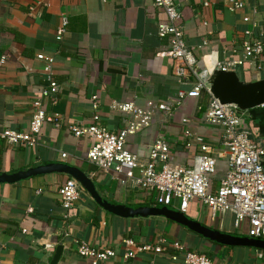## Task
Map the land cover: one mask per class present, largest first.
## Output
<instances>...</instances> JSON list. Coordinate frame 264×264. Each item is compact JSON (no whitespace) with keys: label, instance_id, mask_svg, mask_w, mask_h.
Wrapping results in <instances>:
<instances>
[{"label":"crops","instance_id":"1","mask_svg":"<svg viewBox=\"0 0 264 264\" xmlns=\"http://www.w3.org/2000/svg\"><path fill=\"white\" fill-rule=\"evenodd\" d=\"M207 1L209 6L204 7V0H174L184 40L198 67L240 60L246 32H251L261 41L263 53L256 64L245 63L234 71L245 82L264 79V0ZM235 1L244 8L231 12ZM244 17L249 21L244 22ZM165 22L153 0H0V58H5L0 63V123L13 131H27L32 102L38 99L47 114L62 119L59 128L44 124L38 144L32 148L0 141V175L64 164L82 171L111 204L159 207L123 175L104 173L90 164L89 142L68 130V125L93 124L95 97L98 125L109 132L125 128L129 119L112 108L115 104L132 102L140 108L149 102L168 104L171 112L156 109L151 126L129 136L125 149L145 161L149 146L161 137L169 146L173 164L188 168L200 144H206L217 160L212 176L216 186L227 171L223 130L205 120L210 100L206 92L177 104L178 93L190 91L192 84L179 81L173 74V61L160 56L169 48V40L157 36L158 26ZM204 39L207 45L202 46ZM39 54L54 57L55 104L41 96L47 78L44 64L36 58ZM242 117L251 140L264 152V106L244 112ZM262 164L264 168V156ZM68 179L64 174H49L0 184L2 264H51L58 247L61 254L56 264H90L77 255L75 240L114 250L112 264H182L174 243L205 254L218 264H264V258L257 256L263 251L219 246L162 217L126 219L108 214L83 189L64 221L58 189ZM184 215L212 230L248 237L247 221L236 229L232 214L212 219L197 201L190 203ZM126 239L138 245L163 239L167 246L159 255L139 254L125 261L123 254L129 250L123 243ZM173 254L177 261L170 259Z\"/></svg>","mask_w":264,"mask_h":264},{"label":"built area","instance_id":"2","mask_svg":"<svg viewBox=\"0 0 264 264\" xmlns=\"http://www.w3.org/2000/svg\"><path fill=\"white\" fill-rule=\"evenodd\" d=\"M153 6L166 18V22L158 26L157 36L160 39L167 38L169 48L160 56L173 61V74L179 81H191L192 84L190 91L178 93L177 104L185 99H198L202 92L207 93L204 82L214 68L234 71L245 63L256 64L263 53L261 41L254 38L251 32H246L240 60L218 63L212 68H200L192 50L184 40V31L180 24L181 14L174 0H153ZM203 6L208 7L209 2L204 0ZM243 8L241 2L235 1L230 11L235 12ZM243 21L248 22L249 18L244 17ZM65 24L64 21L63 25ZM62 35L63 29L58 32L56 39L60 41ZM201 45H207V40L204 39ZM36 58L44 64L47 78V86L41 91L42 99H50L55 104L57 84L52 78L54 57L39 54ZM4 59L1 57L0 63ZM95 99V97L92 98L95 111L93 124L68 125V130L74 137L84 138L89 142L87 160L90 164L104 173L114 172L123 175L126 180L133 182L136 187L150 196L158 206L172 207L185 214L190 203L197 201L207 209L212 219L218 215L230 213L234 216L233 225L236 229L247 221L248 237L264 240V168L262 164L264 152L258 144L251 141L250 131L243 127L244 112H238L229 106H221L210 97L204 113L205 120L222 128V144L226 149L227 157V171L217 185L213 186L212 176L216 172L217 160L212 148L206 144H200L199 152L188 168L173 164L169 146L161 137H157L149 146L145 161L139 160L138 156L125 149L129 136L151 126L156 109L164 113L171 112L172 108L168 104L156 106L149 102L143 108L137 107L132 102L115 104L112 108L128 116L129 119L125 128L117 132H109L98 125V105ZM44 124H52L59 128L62 119L57 114H47L38 99L32 102L28 130L17 132L4 128L0 123V141L13 147L32 148L38 144V137ZM61 158L65 159L66 155L62 154ZM82 192L80 185L73 179L66 180L58 189L64 221L68 220V212ZM123 243L129 248L123 254L125 261L134 259L139 254L159 255L167 246L163 239L143 245L127 239ZM74 245L77 255L88 259L90 264H112L116 256L115 251L110 248L97 249L82 240H75ZM172 247L176 252H180L182 264H218L211 257L183 249L177 243H174ZM257 256L259 259L264 258L261 252ZM170 259L177 261L178 256L173 254ZM0 264H2L1 258Z\"/></svg>","mask_w":264,"mask_h":264},{"label":"water","instance_id":"3","mask_svg":"<svg viewBox=\"0 0 264 264\" xmlns=\"http://www.w3.org/2000/svg\"><path fill=\"white\" fill-rule=\"evenodd\" d=\"M204 87L209 96L221 106L232 107L238 112H247L264 106V79L245 82L233 70L224 71L220 68H214L204 82ZM49 174H64L75 180L90 195L95 204L108 214L126 219L162 217L219 246L250 248L264 252V240L238 237L212 230L199 222L189 219L186 215L165 206L129 208L123 205L111 204L98 194L90 178L79 169L68 165L48 164L12 175H0V184H13L31 177ZM60 254L61 247H58L51 264H56Z\"/></svg>","mask_w":264,"mask_h":264},{"label":"rangeland","instance_id":"4","mask_svg":"<svg viewBox=\"0 0 264 264\" xmlns=\"http://www.w3.org/2000/svg\"><path fill=\"white\" fill-rule=\"evenodd\" d=\"M160 207H162V206H160ZM170 208H172V207H170ZM239 235H241L240 233H238ZM243 235V234H242Z\"/></svg>","mask_w":264,"mask_h":264},{"label":"trees","instance_id":"5","mask_svg":"<svg viewBox=\"0 0 264 264\" xmlns=\"http://www.w3.org/2000/svg\"><path fill=\"white\" fill-rule=\"evenodd\" d=\"M252 142H254L253 140H251Z\"/></svg>","mask_w":264,"mask_h":264}]
</instances>
